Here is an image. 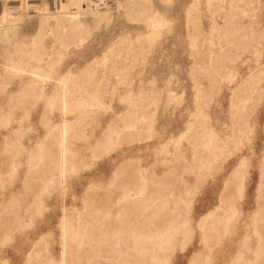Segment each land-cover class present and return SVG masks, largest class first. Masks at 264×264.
I'll return each instance as SVG.
<instances>
[{
  "label": "rangeland",
  "instance_id": "1",
  "mask_svg": "<svg viewBox=\"0 0 264 264\" xmlns=\"http://www.w3.org/2000/svg\"><path fill=\"white\" fill-rule=\"evenodd\" d=\"M247 1H239L247 10L242 22L258 41L231 36L224 11L212 14L208 0H82L70 9L99 13L84 14L82 23L61 16L41 25V11H57L67 0H0V209L22 188L31 147L63 118L76 147L63 176L39 169L26 205L0 216V264H189L205 250L200 220L217 207L235 168L243 171V194L198 264H264V230L255 221L264 158V0ZM129 48L134 55L121 59L122 73L108 66L100 84L87 80L86 61L106 50L109 65L116 49ZM28 56L49 57L57 76L76 61L70 77L84 83L67 90V112L56 86L20 91V74L5 63ZM248 77L259 88L233 100ZM79 94L93 109L78 120ZM235 108L244 125L233 122ZM110 121L118 129L102 135ZM219 136L231 137L228 152L204 170Z\"/></svg>",
  "mask_w": 264,
  "mask_h": 264
},
{
  "label": "bare ground",
  "instance_id": "2",
  "mask_svg": "<svg viewBox=\"0 0 264 264\" xmlns=\"http://www.w3.org/2000/svg\"><path fill=\"white\" fill-rule=\"evenodd\" d=\"M89 1L90 0H87V3ZM225 1H227L226 2L227 4H225L224 1L221 0V2H219V4L216 6L213 0H208L209 10L211 11V13L213 14L214 12L217 11V9L219 10L222 9L224 11L225 23L226 25H228V29L231 30V34H232L231 36L235 38L236 37L239 38L238 40H241L242 38L245 37L256 39L254 36L255 34L253 35L254 32H252V30H249L247 32L244 29L245 25L242 22V19L244 17V13H247V10L245 6H241L239 4V1L242 0H225ZM252 1L253 0H248L247 3H250ZM72 3H75L76 5L79 6L82 3V0H67L66 4L65 5L61 4V7L57 11H47V10L41 11L39 13L38 25H41L44 21L50 19V17L56 18L61 16H65L67 21H69L72 24L82 23L86 20L84 14L85 16L87 13L95 16L99 13V9L95 7H89L85 9L77 7L76 9H70L69 5ZM256 40L258 41L259 39ZM256 42L254 44H256ZM235 46H237L238 48L242 46L243 48L246 47L245 44H241V43H235ZM122 52H124V54ZM252 52L257 54V57L255 58L256 60L255 67H259V60H258V55L260 52L259 48L255 45L254 48L252 49ZM133 55L134 52L130 48L124 51H122V49H116L115 59L112 60L111 63H109L108 65L109 53L108 51L105 50L98 57L95 56V58L93 57L89 59V61H86L84 65V70L85 73H87L88 75L87 80L89 81L90 79H93L92 80L93 83L100 84L99 81L100 79H103L106 73L105 70L108 66L110 67L115 65L114 67L118 70V72L122 73L124 67H126L127 64H125L124 60L121 59L123 57L128 58ZM30 57L32 56L25 57L23 61L18 60V61H9L5 63L7 69L10 70L13 74H20L19 84H18L20 87V91L34 89V87H40L45 89L50 86L51 87L56 86V89L58 91V96L60 99L61 109L63 112H67L68 110L67 109L68 104L66 99L67 90L69 89L70 86L74 84H81L83 82V79H71L70 77V75L73 73L72 67L76 65L75 63L76 61L68 62L66 64L65 74L57 76L56 75L57 69L53 67V64L51 63V59L49 57L41 56L37 58L35 61H32ZM117 79H119V81H122L123 76L118 75ZM249 79H250L249 77L245 78L242 81V84L240 83V85H237V88L234 89V97L232 98L233 100L240 101L247 99L248 98L247 90L257 91L256 88H259L256 82L257 79L254 77H252L250 80ZM75 99L77 101L76 104H79L81 107L77 113L79 120L82 118L81 116L86 111L91 110L93 108L91 107L87 108V104H85L83 101L84 97L82 94L77 95ZM129 103L130 105H134L136 103L135 98H132ZM233 112H234L233 122L235 124L244 125V123H242L241 121V118L239 117L240 115H238L239 112L237 111L236 108L235 110H233ZM124 114L126 117L130 116L131 115L130 110L126 109V113ZM123 121L125 122L124 125L127 128L133 127L135 124V121H131L127 119H124ZM70 127L71 124H69L67 118H63L60 124L56 127V129L55 127L52 128L48 138L45 139L43 137L44 138L42 139L43 141L42 140L38 141L34 146L31 147L29 152L27 171L22 179L23 186L22 188L17 189V191L15 190L16 192H22L23 197L15 198L16 193L15 191H13L9 199H2V203L4 205H3V209H0V216L2 214L8 213L9 211L12 212V206L16 205L15 203L22 202L21 204L26 205L24 204L27 203V201L25 202V199L27 198V196L25 197L26 195L25 190L31 185L29 184V181H31L32 177L35 176L34 173H37L39 169L57 168L59 169L61 176L65 174L68 165L69 164L72 165L71 155L76 150V147L70 146L69 137H68V130ZM117 129H118L117 123H115L114 121H110V123H108L106 127L103 129L102 135H105L107 131L113 132ZM240 131L241 129L239 128V133L234 135L233 139H237V140L239 139ZM42 142H45V144L43 143V149H41ZM230 143H231V137L228 136L222 138L219 136L218 139H215L210 143L211 155L208 159V163L206 165L207 167H205L204 170H208L207 168L213 163L215 158H218L221 155L228 152ZM93 150L95 149L93 148ZM259 165H260V174L258 178V185L256 192L257 207L255 211V221L257 222L258 226L262 227V230H264V158H262ZM29 171L31 172L29 173ZM243 191H244L243 171L240 168H235L224 181L223 188L220 193L219 204L217 205V207L213 209V211L205 214L204 217L200 220V224L204 227L205 250L204 249L202 250L207 251V247L211 246L214 238L219 234V230H226L228 228L227 225L228 219L234 213L233 211H235V208L233 206L235 202V197L238 195H242ZM137 198L138 197H136V199ZM64 209L65 210L63 211L62 219H61L63 236L65 234V230H67V224L69 221L68 219L69 217L66 211L67 207H64ZM36 248L37 247H33V249ZM204 251L202 252L197 251L196 253H193L190 257L189 264H198ZM30 257L33 256H31L30 254L28 260L31 259ZM27 262L28 261H26L25 264H27ZM61 264H65V262L62 260Z\"/></svg>",
  "mask_w": 264,
  "mask_h": 264
}]
</instances>
